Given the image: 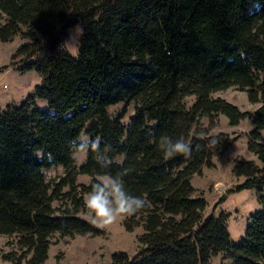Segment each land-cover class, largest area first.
<instances>
[{
    "label": "trees",
    "instance_id": "1",
    "mask_svg": "<svg viewBox=\"0 0 264 264\" xmlns=\"http://www.w3.org/2000/svg\"><path fill=\"white\" fill-rule=\"evenodd\" d=\"M77 23L84 35L73 58L59 45ZM14 36L17 70L34 72L40 84L18 106L0 109V235L13 236L16 247L3 260L41 264L52 234L96 232L77 213L97 174L109 172L123 173L126 189L146 205L123 216L125 230L141 227L137 251L115 252L108 264H209L218 254L228 264H264V0H0V41ZM229 87L258 107L250 114L212 96ZM216 115L228 126L243 118L251 125L245 148L256 162L232 160L241 181L230 191L254 190L260 208L236 242L226 214H204L190 184L235 141L208 133ZM81 131L101 137L110 168H100L92 152L72 162L68 144ZM162 135L183 137L191 151L165 160ZM51 165L63 169L52 185L42 173ZM78 175L88 182L76 183ZM62 198L71 209L52 205Z\"/></svg>",
    "mask_w": 264,
    "mask_h": 264
},
{
    "label": "rangeland",
    "instance_id": "2",
    "mask_svg": "<svg viewBox=\"0 0 264 264\" xmlns=\"http://www.w3.org/2000/svg\"><path fill=\"white\" fill-rule=\"evenodd\" d=\"M80 24L81 23H77ZM76 24V25H77ZM74 27V26H73ZM69 28L66 31L65 39L69 35ZM21 43L17 36L7 41H0V74L6 88L0 92V109L7 105L18 106L24 99L33 93L35 86L40 84V77L32 71L19 72L17 63L19 58H14L13 54L16 47ZM213 97L227 98L231 104L235 105L239 111L252 113L258 104H251L247 101L246 94L234 87H229L212 93ZM192 97L183 99L187 106L191 103ZM135 102L130 101L125 109L122 122H127V117L132 113ZM35 105L39 109H46V103L43 100H35ZM123 106L122 102L116 103L106 108L108 115H112ZM216 122L208 133L214 135L223 132L235 138L221 154L211 158L212 165L209 168L202 167L198 174L190 178V184L193 188V196H202L205 201L204 214L211 213L217 216L219 212L226 214L225 226L229 240L236 242L244 233L245 226L248 224L250 216L260 208L257 202V196L252 189H243L239 191H230V189L241 179H236L231 174V163L233 159L241 158L247 160L250 156L254 162L255 158L245 148L246 134L251 129L247 118L241 119L237 125L228 126L225 117L221 115L214 116ZM203 126L206 119H201ZM264 138V131L261 132ZM40 156V153H38ZM72 162L78 165L84 160L82 157H72ZM44 180L49 184L56 183L63 175V169L60 165H51L42 169ZM89 178L84 175L76 177V183L86 184ZM63 187L61 192H66ZM84 195H81L84 204ZM223 200L217 203L219 197ZM55 207H65L71 209L68 198H62L60 201L52 202ZM77 216L84 218V207L80 208ZM124 217L120 216L111 225L94 227L96 232L93 234H73L70 236H60L57 233L49 236V245L46 251V258L41 264H108L111 254L123 252L132 256L138 249L136 241L137 236L142 233L141 227L136 226L130 231L123 227ZM16 252L15 238L13 236L0 235V264H9L2 259V255ZM209 264H228L218 254L209 259Z\"/></svg>",
    "mask_w": 264,
    "mask_h": 264
},
{
    "label": "clouds",
    "instance_id": "3",
    "mask_svg": "<svg viewBox=\"0 0 264 264\" xmlns=\"http://www.w3.org/2000/svg\"><path fill=\"white\" fill-rule=\"evenodd\" d=\"M83 35V26L75 25L69 30L67 39L59 45V51L77 58ZM68 147L74 158L95 153L96 162L102 169L110 168L113 163L106 152L101 151V137L93 139L85 131L69 141ZM158 148L165 160L191 151L190 144L183 137L173 139L167 135L160 137ZM122 175L123 173L112 175L109 172L97 174L90 191L84 196V218L87 222L103 228L114 223L118 217L134 215L145 207V199L132 195L126 189Z\"/></svg>",
    "mask_w": 264,
    "mask_h": 264
},
{
    "label": "built area",
    "instance_id": "4",
    "mask_svg": "<svg viewBox=\"0 0 264 264\" xmlns=\"http://www.w3.org/2000/svg\"><path fill=\"white\" fill-rule=\"evenodd\" d=\"M5 88H6V85L2 80V75L0 74V92H2Z\"/></svg>",
    "mask_w": 264,
    "mask_h": 264
},
{
    "label": "crops",
    "instance_id": "5",
    "mask_svg": "<svg viewBox=\"0 0 264 264\" xmlns=\"http://www.w3.org/2000/svg\"><path fill=\"white\" fill-rule=\"evenodd\" d=\"M219 98H221V97H219ZM221 99H223V100H225V101L231 103V101H230L229 99H227V98H221ZM247 160H252V158H251L250 156H248V157H247Z\"/></svg>",
    "mask_w": 264,
    "mask_h": 264
}]
</instances>
